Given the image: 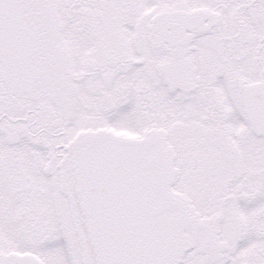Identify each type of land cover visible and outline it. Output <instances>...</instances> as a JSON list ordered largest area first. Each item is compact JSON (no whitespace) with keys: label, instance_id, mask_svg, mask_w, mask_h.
<instances>
[{"label":"snow or ice","instance_id":"1","mask_svg":"<svg viewBox=\"0 0 264 264\" xmlns=\"http://www.w3.org/2000/svg\"><path fill=\"white\" fill-rule=\"evenodd\" d=\"M0 264H264V0H0Z\"/></svg>","mask_w":264,"mask_h":264}]
</instances>
